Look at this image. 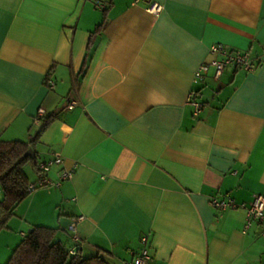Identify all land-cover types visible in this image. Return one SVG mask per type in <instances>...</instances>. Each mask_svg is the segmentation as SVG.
Segmentation results:
<instances>
[{
  "label": "crops",
  "instance_id": "obj_1",
  "mask_svg": "<svg viewBox=\"0 0 264 264\" xmlns=\"http://www.w3.org/2000/svg\"><path fill=\"white\" fill-rule=\"evenodd\" d=\"M153 1L157 14L148 0H0V139L30 140L39 109L56 110L32 147L63 157L47 172L59 183L17 206L19 226L58 227L72 246L83 215L82 253L121 264L142 236L149 264H264V222L246 227L240 205L264 194V0ZM215 42L256 66L195 82Z\"/></svg>",
  "mask_w": 264,
  "mask_h": 264
},
{
  "label": "trees",
  "instance_id": "obj_2",
  "mask_svg": "<svg viewBox=\"0 0 264 264\" xmlns=\"http://www.w3.org/2000/svg\"><path fill=\"white\" fill-rule=\"evenodd\" d=\"M103 9L106 10L107 7ZM104 23V21L101 22L93 29L90 43L93 42L92 37ZM51 71L49 70L45 79L47 85L54 88L55 81L51 77ZM57 115L56 110L43 113L39 118L40 127L33 133L30 140L0 139V231L8 227L17 206L32 191L29 189L32 181L26 170V163L32 162L39 172L38 151L35 149L34 157L25 153L31 146L36 145ZM58 231L59 228L55 226L34 225L31 231L22 234L23 238L16 244L4 264H113L106 250L85 255L81 251L82 238L79 241L73 239L74 243L71 246L62 238H57ZM74 246L77 249L73 253L71 248Z\"/></svg>",
  "mask_w": 264,
  "mask_h": 264
},
{
  "label": "built area",
  "instance_id": "obj_3",
  "mask_svg": "<svg viewBox=\"0 0 264 264\" xmlns=\"http://www.w3.org/2000/svg\"><path fill=\"white\" fill-rule=\"evenodd\" d=\"M140 2L141 0H136ZM100 7H105L104 3H99ZM164 5L160 2L148 0V4L146 8L157 14L163 9ZM209 51L216 55V57L212 58L210 61H203L198 68L194 72V81L199 82L202 81L206 75V72L210 69V67L214 68V76L220 77L222 72L228 66H234L236 68H242L245 70L253 69L256 66L255 61L250 57L248 52H243L239 50H233L227 47L223 43L215 42L210 45ZM54 86V82H52ZM189 101H191L195 105V110L198 112L202 106V102L197 99L196 90H191L188 96ZM77 103V99L74 97L69 98L66 101V107L72 108ZM43 108H40L37 114V120L43 114ZM63 161L62 154L60 152H54L51 158L40 161L39 162V174L40 177L38 180L30 182L29 189L33 190L39 186L47 185V184H55L59 182L51 181V179L47 176V172L50 167L55 163H61ZM73 172L70 169L63 168L60 173V178H70L72 177ZM213 203L215 206L219 208H225L227 206H237V204L232 198L228 199H213ZM243 207L247 208V221L246 227H248L254 220L258 222H264V194L258 193L254 196L251 203L246 206L245 204H240ZM83 218V215L77 216L74 221L69 224V230L72 233V237L74 240L79 241L81 239V235L77 230V222ZM22 234H25L22 231ZM142 246L139 249H130V258H125L123 260V264H149L150 259L152 258V254L147 245V237H141ZM76 247H72L71 251L76 252Z\"/></svg>",
  "mask_w": 264,
  "mask_h": 264
},
{
  "label": "rangeland",
  "instance_id": "obj_4",
  "mask_svg": "<svg viewBox=\"0 0 264 264\" xmlns=\"http://www.w3.org/2000/svg\"><path fill=\"white\" fill-rule=\"evenodd\" d=\"M99 3H103L102 1H98L97 5L99 6ZM100 7V6H99ZM40 127V124L37 125V129ZM26 170L28 174L31 176H34V166L32 162H27ZM41 187V186H39ZM38 188V187H37ZM26 202V201H24ZM25 203H22L16 213L12 216V218L9 220V224L7 228H4L0 231V264L6 263L9 256L11 255L14 247L16 244L20 241V239L23 238V235L20 233L21 230H25L26 232L29 231V229L32 226H19L20 218L24 217L23 212L21 213L22 208L24 207ZM20 217V218H19ZM16 223V225H15ZM61 231H58L57 238H59ZM113 264H121L119 260L110 259Z\"/></svg>",
  "mask_w": 264,
  "mask_h": 264
},
{
  "label": "water",
  "instance_id": "obj_5",
  "mask_svg": "<svg viewBox=\"0 0 264 264\" xmlns=\"http://www.w3.org/2000/svg\"><path fill=\"white\" fill-rule=\"evenodd\" d=\"M26 155H29L31 157H34L35 156V150L34 148L31 146L25 153ZM32 230V227L29 229V231Z\"/></svg>",
  "mask_w": 264,
  "mask_h": 264
}]
</instances>
